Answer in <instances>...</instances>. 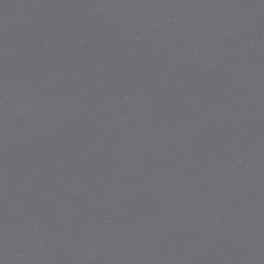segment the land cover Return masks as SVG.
Returning a JSON list of instances; mask_svg holds the SVG:
<instances>
[{
  "label": "water",
  "instance_id": "water-1",
  "mask_svg": "<svg viewBox=\"0 0 264 264\" xmlns=\"http://www.w3.org/2000/svg\"><path fill=\"white\" fill-rule=\"evenodd\" d=\"M0 264H264V0H0Z\"/></svg>",
  "mask_w": 264,
  "mask_h": 264
}]
</instances>
